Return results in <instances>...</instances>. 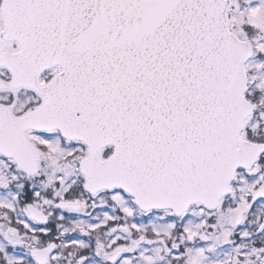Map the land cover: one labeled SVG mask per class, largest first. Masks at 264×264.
<instances>
[{
    "label": "snow or ice",
    "instance_id": "snow-or-ice-1",
    "mask_svg": "<svg viewBox=\"0 0 264 264\" xmlns=\"http://www.w3.org/2000/svg\"><path fill=\"white\" fill-rule=\"evenodd\" d=\"M0 264H264V0H0Z\"/></svg>",
    "mask_w": 264,
    "mask_h": 264
}]
</instances>
